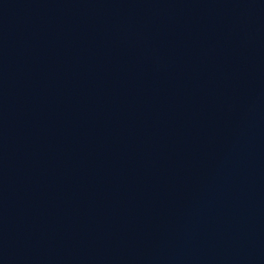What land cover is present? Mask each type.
<instances>
[{
	"label": "water",
	"instance_id": "1",
	"mask_svg": "<svg viewBox=\"0 0 264 264\" xmlns=\"http://www.w3.org/2000/svg\"><path fill=\"white\" fill-rule=\"evenodd\" d=\"M0 264H264V0H0Z\"/></svg>",
	"mask_w": 264,
	"mask_h": 264
}]
</instances>
